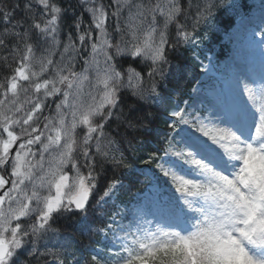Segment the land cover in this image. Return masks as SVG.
I'll use <instances>...</instances> for the list:
<instances>
[{"label":"snow or ice","instance_id":"snow-or-ice-1","mask_svg":"<svg viewBox=\"0 0 264 264\" xmlns=\"http://www.w3.org/2000/svg\"><path fill=\"white\" fill-rule=\"evenodd\" d=\"M257 82L264 0H0V264H264Z\"/></svg>","mask_w":264,"mask_h":264},{"label":"trees","instance_id":"trees-1","mask_svg":"<svg viewBox=\"0 0 264 264\" xmlns=\"http://www.w3.org/2000/svg\"><path fill=\"white\" fill-rule=\"evenodd\" d=\"M5 2H7V0H5ZM246 6H247V4H246ZM224 36H225V34H224L223 31H221L219 33H216V34H213L212 35L211 45H210L211 47L214 48L215 53H216V60L219 63H222L225 60V58L228 56L229 51H230V45L222 43V40H223ZM172 38H174V37H172ZM128 67H129L128 64H124L123 65L124 69H127ZM132 67H136V65H132ZM142 67H143V63L140 65V68H142ZM140 68H137V71H139ZM141 86L144 87V88L148 87V84L146 82V77H145V82ZM122 90L127 92L129 97H131V92H132V88L131 87H128L127 85H125L124 89H122ZM132 99L133 98L129 99V103L132 102ZM141 139H143V137H141ZM78 239L80 240L81 244H85L86 245V244L89 243V241L86 238H84V237H78ZM96 239H99V237H97ZM21 259H24V257H21Z\"/></svg>","mask_w":264,"mask_h":264},{"label":"rangeland","instance_id":"rangeland-1","mask_svg":"<svg viewBox=\"0 0 264 264\" xmlns=\"http://www.w3.org/2000/svg\"><path fill=\"white\" fill-rule=\"evenodd\" d=\"M261 0H249V5L251 6V10H250V14L253 16L258 15L259 13V5H260ZM227 39L230 41V39L227 37ZM230 43L232 44V42L230 41ZM233 47V44H232ZM231 55V53H230ZM135 83V81H133ZM250 87L253 88L254 90V101L249 100V103H255L256 105H259L260 103L264 102V96H262L260 94V92L258 91V87H259V82H257L256 84H250ZM247 99V96H246Z\"/></svg>","mask_w":264,"mask_h":264}]
</instances>
